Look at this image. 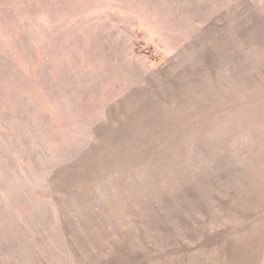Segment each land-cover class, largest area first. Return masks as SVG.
Masks as SVG:
<instances>
[{
	"label": "rangeland",
	"instance_id": "1",
	"mask_svg": "<svg viewBox=\"0 0 264 264\" xmlns=\"http://www.w3.org/2000/svg\"><path fill=\"white\" fill-rule=\"evenodd\" d=\"M0 264H264V0H0Z\"/></svg>",
	"mask_w": 264,
	"mask_h": 264
},
{
	"label": "trees",
	"instance_id": "2",
	"mask_svg": "<svg viewBox=\"0 0 264 264\" xmlns=\"http://www.w3.org/2000/svg\"><path fill=\"white\" fill-rule=\"evenodd\" d=\"M143 54H145V53H143ZM147 55V54H146Z\"/></svg>",
	"mask_w": 264,
	"mask_h": 264
}]
</instances>
